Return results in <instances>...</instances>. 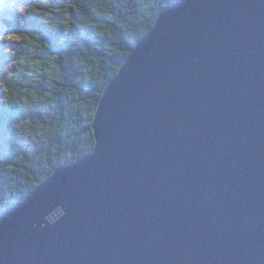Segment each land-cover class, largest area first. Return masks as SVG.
Masks as SVG:
<instances>
[{
    "label": "water",
    "instance_id": "1",
    "mask_svg": "<svg viewBox=\"0 0 264 264\" xmlns=\"http://www.w3.org/2000/svg\"><path fill=\"white\" fill-rule=\"evenodd\" d=\"M92 129L0 214V264H264V0L165 9Z\"/></svg>",
    "mask_w": 264,
    "mask_h": 264
},
{
    "label": "trees",
    "instance_id": "2",
    "mask_svg": "<svg viewBox=\"0 0 264 264\" xmlns=\"http://www.w3.org/2000/svg\"><path fill=\"white\" fill-rule=\"evenodd\" d=\"M181 1L0 0V32L16 40L0 79V214L93 152L106 88L160 14Z\"/></svg>",
    "mask_w": 264,
    "mask_h": 264
},
{
    "label": "rangeland",
    "instance_id": "3",
    "mask_svg": "<svg viewBox=\"0 0 264 264\" xmlns=\"http://www.w3.org/2000/svg\"><path fill=\"white\" fill-rule=\"evenodd\" d=\"M16 9V4H13L10 8L9 11H18ZM16 43V40L14 38V36H11L10 34L6 33V32H0V52L2 54L3 57V70L1 71L0 74V79L1 82H4L6 80V78L8 77V70L10 65L9 60L11 58V53H12V49L14 47ZM3 97V89L0 88V99H2Z\"/></svg>",
    "mask_w": 264,
    "mask_h": 264
}]
</instances>
